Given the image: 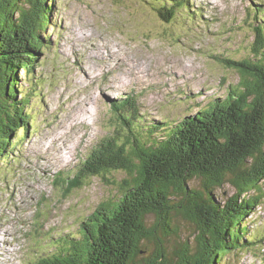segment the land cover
<instances>
[{
  "label": "rangeland",
  "instance_id": "374dc122",
  "mask_svg": "<svg viewBox=\"0 0 264 264\" xmlns=\"http://www.w3.org/2000/svg\"><path fill=\"white\" fill-rule=\"evenodd\" d=\"M253 1L264 2L190 0L193 10L178 6L167 22L149 0H47L48 6L53 3L51 23L43 32L48 42L31 73L33 81L24 71L18 73L19 85L31 94L29 132L14 137L13 149L0 157V264H30L65 234L73 235L99 203L121 194L115 186L125 178L122 172L82 183L71 178L67 186L53 182L58 172L71 177L94 143L115 128L109 121L115 99L135 95L141 110L135 127L144 122L161 127V122L176 124L198 105L226 94L230 84L237 85L240 74L223 58L253 57L252 28L263 24L253 17ZM45 154L48 160L39 163ZM188 184L200 187L196 178ZM210 191L223 204L234 187L224 183ZM175 224L179 236L166 242L173 258V245L191 244L196 230L182 218ZM244 225L261 242L254 238V244L232 251L223 262L264 264V202Z\"/></svg>",
  "mask_w": 264,
  "mask_h": 264
},
{
  "label": "trees",
  "instance_id": "16d2710c",
  "mask_svg": "<svg viewBox=\"0 0 264 264\" xmlns=\"http://www.w3.org/2000/svg\"><path fill=\"white\" fill-rule=\"evenodd\" d=\"M46 2L0 0V157L13 149L14 137L29 132L31 94L19 85L18 73L24 71L33 81L31 73L48 42L43 32L51 23L53 3ZM149 4L167 22L178 14V6L192 9L190 0ZM262 23L253 27L254 58H223L240 74L237 85L230 84L226 94L198 105L176 124L144 122L135 127L141 110L134 95L109 106L115 128L79 163L73 180L82 183L122 172L126 176L115 186L121 194L99 203L73 235L65 234L53 250L30 264H137L138 258L141 264H226L224 256L250 247L254 238L261 242L248 235L244 219L264 202ZM193 178L199 188L189 186ZM224 183L234 187V193L222 204L210 190ZM149 217L153 222L147 224ZM176 218L196 230L191 244L173 245V258L166 242L179 236Z\"/></svg>",
  "mask_w": 264,
  "mask_h": 264
},
{
  "label": "bare ground",
  "instance_id": "6f19581e",
  "mask_svg": "<svg viewBox=\"0 0 264 264\" xmlns=\"http://www.w3.org/2000/svg\"><path fill=\"white\" fill-rule=\"evenodd\" d=\"M204 14V13H203ZM207 15V14H206ZM191 25V24H190ZM131 101V100H130ZM144 121V120H143ZM55 139V138H54ZM57 139V138H56ZM62 141V140H61ZM41 160L39 161V163H42V164H44V163H46V161L48 160V157L46 156V154L45 155H42L41 157ZM45 159H46V161H45ZM61 183V182H60ZM60 186V185H59Z\"/></svg>",
  "mask_w": 264,
  "mask_h": 264
}]
</instances>
